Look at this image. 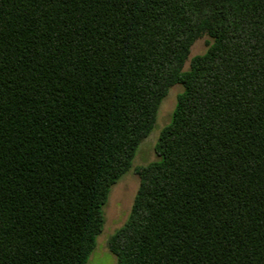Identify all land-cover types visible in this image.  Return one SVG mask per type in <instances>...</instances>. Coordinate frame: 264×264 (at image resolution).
<instances>
[{"label":"trees","instance_id":"trees-1","mask_svg":"<svg viewBox=\"0 0 264 264\" xmlns=\"http://www.w3.org/2000/svg\"><path fill=\"white\" fill-rule=\"evenodd\" d=\"M131 168L117 264H264V0H0V264H86Z\"/></svg>","mask_w":264,"mask_h":264},{"label":"rangeland","instance_id":"rangeland-1","mask_svg":"<svg viewBox=\"0 0 264 264\" xmlns=\"http://www.w3.org/2000/svg\"><path fill=\"white\" fill-rule=\"evenodd\" d=\"M209 40L210 38L207 35H202L194 41L190 47V53L184 69L188 67L192 56L205 51ZM182 89L179 84L171 86L167 95L161 101L155 125L149 135L139 144L132 161L133 167L157 159L154 145L161 128L169 122L171 112L176 104L177 95ZM138 185L139 177L131 168L111 186L108 198L103 206V230L96 237V245L90 253L86 264H117L116 256L108 249V238L126 220Z\"/></svg>","mask_w":264,"mask_h":264}]
</instances>
